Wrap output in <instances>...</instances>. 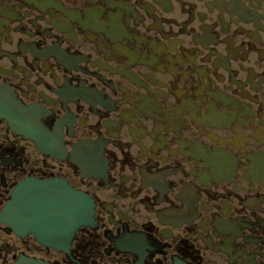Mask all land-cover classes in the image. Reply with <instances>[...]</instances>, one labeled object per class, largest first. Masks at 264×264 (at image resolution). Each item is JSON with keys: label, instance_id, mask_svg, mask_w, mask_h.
<instances>
[{"label": "flooded vegetation", "instance_id": "af4514ba", "mask_svg": "<svg viewBox=\"0 0 264 264\" xmlns=\"http://www.w3.org/2000/svg\"><path fill=\"white\" fill-rule=\"evenodd\" d=\"M32 181L84 220L0 264H264V0H0V216Z\"/></svg>", "mask_w": 264, "mask_h": 264}, {"label": "water", "instance_id": "95a60500", "mask_svg": "<svg viewBox=\"0 0 264 264\" xmlns=\"http://www.w3.org/2000/svg\"><path fill=\"white\" fill-rule=\"evenodd\" d=\"M47 184L32 181L22 186L14 204L8 205L0 216L5 222H15L21 227L32 228L37 234L43 235V231L56 233L62 224L70 226L73 230L79 227L84 219V204L87 201L81 193L68 194L63 189L61 197L54 195L44 198L42 192ZM48 187V186H47ZM76 198L78 204L76 205ZM73 199V201H72ZM75 204L71 208V204ZM92 213V203L89 204ZM68 210V212H66ZM25 264H48L38 260H25Z\"/></svg>", "mask_w": 264, "mask_h": 264}]
</instances>
